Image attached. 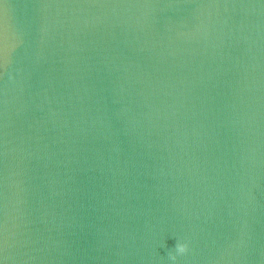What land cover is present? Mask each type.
<instances>
[{"label": "clouds", "instance_id": "obj_1", "mask_svg": "<svg viewBox=\"0 0 264 264\" xmlns=\"http://www.w3.org/2000/svg\"><path fill=\"white\" fill-rule=\"evenodd\" d=\"M175 248H176V251L178 253H180V254H183V253H185L188 250L187 245L184 244V243H177ZM171 259L175 260L176 257L175 256H171Z\"/></svg>", "mask_w": 264, "mask_h": 264}]
</instances>
